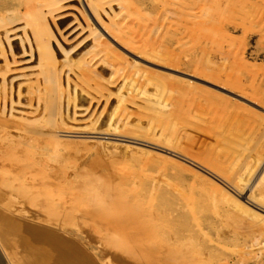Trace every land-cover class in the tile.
Here are the masks:
<instances>
[{
    "label": "rangeland",
    "instance_id": "obj_1",
    "mask_svg": "<svg viewBox=\"0 0 264 264\" xmlns=\"http://www.w3.org/2000/svg\"><path fill=\"white\" fill-rule=\"evenodd\" d=\"M0 250L264 264V0H0Z\"/></svg>",
    "mask_w": 264,
    "mask_h": 264
},
{
    "label": "bare ground",
    "instance_id": "obj_2",
    "mask_svg": "<svg viewBox=\"0 0 264 264\" xmlns=\"http://www.w3.org/2000/svg\"><path fill=\"white\" fill-rule=\"evenodd\" d=\"M35 232V231H34ZM43 234V233H42ZM35 236V235H34ZM44 236V234H43ZM43 236H40L43 238ZM53 237V236H52ZM51 237V238H52ZM39 238V237H38ZM54 238V237H53ZM55 242V241H54ZM49 244V243H48ZM51 244H54V243H51ZM79 255V254H78ZM81 256V254H80ZM0 264H9L8 261H7V258L5 256V254L2 252V250H0Z\"/></svg>",
    "mask_w": 264,
    "mask_h": 264
}]
</instances>
